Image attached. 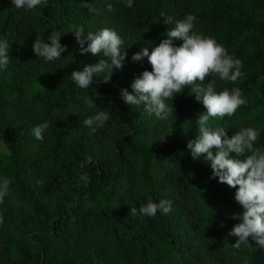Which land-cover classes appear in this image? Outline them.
<instances>
[{"label": "trees", "instance_id": "16d2710c", "mask_svg": "<svg viewBox=\"0 0 264 264\" xmlns=\"http://www.w3.org/2000/svg\"><path fill=\"white\" fill-rule=\"evenodd\" d=\"M0 264H264V0H0Z\"/></svg>", "mask_w": 264, "mask_h": 264}, {"label": "rangeland", "instance_id": "374dc122", "mask_svg": "<svg viewBox=\"0 0 264 264\" xmlns=\"http://www.w3.org/2000/svg\"><path fill=\"white\" fill-rule=\"evenodd\" d=\"M1 148V147H0Z\"/></svg>", "mask_w": 264, "mask_h": 264}]
</instances>
